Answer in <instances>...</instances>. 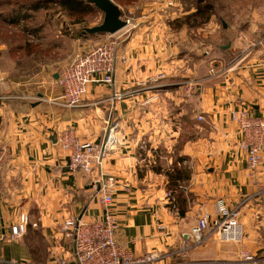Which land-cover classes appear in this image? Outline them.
<instances>
[{
  "label": "crops",
  "instance_id": "obj_1",
  "mask_svg": "<svg viewBox=\"0 0 264 264\" xmlns=\"http://www.w3.org/2000/svg\"><path fill=\"white\" fill-rule=\"evenodd\" d=\"M178 13L166 23L156 15L134 21L118 51L113 86L90 84L76 108L54 103L62 94L56 60L0 74V264L74 263L75 239L62 233L64 223L102 219L105 211L95 175L71 171L70 151L59 139L70 131L81 143L101 144L115 123L103 171L118 183L112 211L125 250L159 254L154 264H244L239 246L213 236L198 243L192 233L202 217H217L219 204L243 212V246L264 247V152L253 179L232 119L242 110L264 117V55L246 48L215 67L211 48H193L187 29L174 31L175 20L189 14ZM94 37L73 38L70 52L52 40L47 45L68 64L98 45ZM176 166L190 177L172 190L166 172ZM25 222V236L12 240V228Z\"/></svg>",
  "mask_w": 264,
  "mask_h": 264
},
{
  "label": "built area",
  "instance_id": "obj_2",
  "mask_svg": "<svg viewBox=\"0 0 264 264\" xmlns=\"http://www.w3.org/2000/svg\"><path fill=\"white\" fill-rule=\"evenodd\" d=\"M127 22L128 29L131 22L129 20ZM113 37L109 36L108 39L86 54L77 55L73 63L59 73L57 82L62 94L54 100L56 105L64 108H76L82 104L90 84L101 83L113 86L119 64L118 51L123 42H118V38ZM250 50H256L261 56L264 55V36L253 44ZM236 61V59L233 60L234 63ZM164 78L165 75L161 74L153 81L157 83ZM193 90V84H187V92L190 94ZM115 97L121 100L124 95L117 94ZM4 99L0 98V100ZM27 100H33V98ZM232 119L238 126L241 148L247 154L250 176L256 179L260 172L264 152V117H256L250 110H242L234 113ZM201 120H203L202 117L199 118V121ZM116 130V127L110 128L107 137L101 144L81 143L74 138L70 131L63 133L59 139L63 148L70 151V170L91 177L95 175L96 183L101 188L97 195L98 201L105 211L102 219L83 221L71 218L64 223L62 233L67 238L75 239L73 264H154L161 260L159 254H146L137 257L117 242L116 235L119 224L112 210L114 192L118 183L116 178L103 171L105 149L115 143ZM262 190L264 192V187ZM167 198L173 213L178 215L175 198L171 194H168ZM240 219V208L232 209L219 204L217 217L213 220L209 216L202 217L192 233L198 243L202 242L205 237L213 236L222 243L242 244L245 240V231ZM26 232L27 223L18 224L11 230V239L19 240L25 236ZM241 257L244 264H259V260L245 250ZM9 264L18 263L10 261ZM49 264L68 263L55 259Z\"/></svg>",
  "mask_w": 264,
  "mask_h": 264
},
{
  "label": "rangeland",
  "instance_id": "obj_3",
  "mask_svg": "<svg viewBox=\"0 0 264 264\" xmlns=\"http://www.w3.org/2000/svg\"><path fill=\"white\" fill-rule=\"evenodd\" d=\"M36 1L38 0H0V74L4 73V71L11 72L14 66L17 69L20 66H26L29 72L36 71L39 68L37 66L42 65L41 62H45V59H47L48 61H58L57 63L60 65L56 68L59 75L62 70L73 63L77 55H80L75 53L67 59L68 64H63L60 61L63 62L64 58L67 57L61 52H70V47L74 43L72 41L73 38L76 39L83 29L93 28L102 24L103 14L97 9L82 16H69L56 3L48 4L46 9L38 11L23 9V6ZM113 1L123 11L124 20L131 22L129 28L138 19L153 21V16L156 15L161 16L163 23H166L174 16V13H178L177 10H180V13L183 14L189 13L188 16L176 19L172 28L174 31L187 29L188 35L196 41L193 48L195 46L211 48L213 51L211 56L218 58V62L214 64L215 67H220L222 62L228 64L242 50L250 48L264 36V0ZM176 4H179L180 7H176ZM205 6L211 8L210 12H207L204 16L191 17L192 12L196 11L197 7L202 8ZM18 13H28L31 17L27 21L15 23L13 15ZM79 21L82 24H78L77 22ZM129 28L121 31L113 38H118V42L127 40L132 33L129 32ZM108 37L103 35L94 38L98 39L99 45ZM51 40L54 44L61 45L63 47L62 51H58L54 55L55 51L49 47V43V46L47 45V42ZM227 46H229L227 50H221V47ZM160 81L162 80L158 82ZM112 127L118 129V124L115 123L110 128ZM243 218L242 212L241 223H243ZM260 234L264 237V226H262ZM229 244L235 247L239 246L241 252L245 250L259 260V264H264V247L255 248L257 245L253 244L243 246L244 242L242 244Z\"/></svg>",
  "mask_w": 264,
  "mask_h": 264
},
{
  "label": "trees",
  "instance_id": "obj_4",
  "mask_svg": "<svg viewBox=\"0 0 264 264\" xmlns=\"http://www.w3.org/2000/svg\"><path fill=\"white\" fill-rule=\"evenodd\" d=\"M56 3L59 5L63 10H65L69 16L78 15L82 16L88 13H91L94 9H96L89 1H80V0H47V1H36L29 5L23 6L25 10L28 11H38L40 9H46L48 4ZM209 7L205 6L202 8H196V11L192 14L191 17H197L206 14L207 12H210ZM13 20L16 22L21 21H27L30 19V15L28 13L21 14L18 13L16 15H13ZM78 24H82V22H77ZM90 35L85 32L83 29L82 32L79 33L78 37L76 39H88ZM185 158L181 159L179 163L182 165L185 162ZM155 171H158L157 168H154ZM190 172L182 168H176L174 167L173 170L166 172V176L169 180V189L172 190H178L180 189V183L186 182L189 180ZM185 214V208L184 206L181 209V215Z\"/></svg>",
  "mask_w": 264,
  "mask_h": 264
},
{
  "label": "water",
  "instance_id": "obj_5",
  "mask_svg": "<svg viewBox=\"0 0 264 264\" xmlns=\"http://www.w3.org/2000/svg\"><path fill=\"white\" fill-rule=\"evenodd\" d=\"M89 2L103 14L101 25L85 29V32L90 36H115L128 27L123 11L113 0H89ZM228 48L229 46L223 49L227 50ZM58 77L56 76V78Z\"/></svg>",
  "mask_w": 264,
  "mask_h": 264
}]
</instances>
